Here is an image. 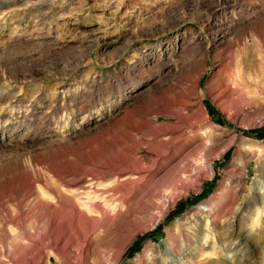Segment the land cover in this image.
<instances>
[{
	"label": "rangeland",
	"instance_id": "1",
	"mask_svg": "<svg viewBox=\"0 0 264 264\" xmlns=\"http://www.w3.org/2000/svg\"><path fill=\"white\" fill-rule=\"evenodd\" d=\"M0 264H264V0H0Z\"/></svg>",
	"mask_w": 264,
	"mask_h": 264
},
{
	"label": "bare ground",
	"instance_id": "2",
	"mask_svg": "<svg viewBox=\"0 0 264 264\" xmlns=\"http://www.w3.org/2000/svg\"><path fill=\"white\" fill-rule=\"evenodd\" d=\"M222 92V91H221ZM220 96V95H219Z\"/></svg>",
	"mask_w": 264,
	"mask_h": 264
}]
</instances>
